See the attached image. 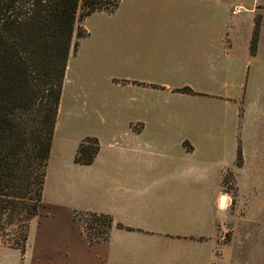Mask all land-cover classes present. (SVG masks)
Here are the masks:
<instances>
[{"label":"crops","instance_id":"0c3cea01","mask_svg":"<svg viewBox=\"0 0 264 264\" xmlns=\"http://www.w3.org/2000/svg\"><path fill=\"white\" fill-rule=\"evenodd\" d=\"M226 5L249 23H223L220 0L96 12L119 21L86 31L84 61L66 66L42 202L24 254L2 264H232L224 179L264 187V102L252 121L242 101L264 96V3ZM85 138L89 165L74 160ZM78 213L109 216L108 239L89 244Z\"/></svg>","mask_w":264,"mask_h":264},{"label":"trees","instance_id":"16d2710c","mask_svg":"<svg viewBox=\"0 0 264 264\" xmlns=\"http://www.w3.org/2000/svg\"><path fill=\"white\" fill-rule=\"evenodd\" d=\"M119 1L0 0V241L21 255L30 221L42 202L68 59L87 35L77 22L96 12L111 14ZM259 23L255 21L252 53ZM98 150L95 138H85L74 160L89 165ZM241 163L239 149L237 165ZM81 214L86 216L90 234L95 232L94 225L98 230L93 235L109 236V216ZM90 234V244L100 241L92 240Z\"/></svg>","mask_w":264,"mask_h":264},{"label":"rangeland","instance_id":"374dc122","mask_svg":"<svg viewBox=\"0 0 264 264\" xmlns=\"http://www.w3.org/2000/svg\"><path fill=\"white\" fill-rule=\"evenodd\" d=\"M220 1L222 8H224L222 12V22H233L234 24L237 23L240 25H247V23H249L250 21V15L242 14L237 15V17H231L232 19H229L230 11L225 9L227 8V3H242L244 6H248V4L250 5L253 1L255 3L259 2V4L264 3V0ZM240 9L242 8L240 7ZM259 18L260 16L256 15V20H258ZM118 19L119 18L116 16L114 17L107 16L105 14L94 13L87 17L84 21L77 22V27L79 29H85V31L87 32L89 30L88 33H90V30L95 26L104 23L118 22ZM91 38H94V36H91ZM90 40L91 39H88L85 36L79 41L80 50L75 55L71 54L69 58L70 60H68L67 70H69V72L78 67L80 62L84 61L87 44ZM242 101L245 111L248 112L250 119H252L253 121L254 110L256 109L257 104L259 105V103L264 102V96L256 95L253 97L251 94L244 95ZM259 106L261 107V104ZM231 177L232 176H227L224 179V183L226 185L224 187L223 207H225L226 205L227 212H231L233 216L231 221L224 223L223 228L220 230L222 242L224 244H229L230 248L233 251L231 258L232 264H264V187L254 188L252 190H238L234 187V178L232 179ZM225 194L228 195V199L225 197ZM78 215L82 214L78 213ZM77 221L76 223L79 227V230L80 232H82L80 227L82 224L78 223ZM85 226L83 225L82 227L84 228ZM95 228L98 230V227L93 225V229ZM96 229L94 233H97ZM87 242L89 243L88 240ZM11 244H13V242H11ZM10 249L12 248L9 247L7 243H3L2 241H0V264L13 260L14 253L13 251H9Z\"/></svg>","mask_w":264,"mask_h":264},{"label":"built area","instance_id":"2783aa9c","mask_svg":"<svg viewBox=\"0 0 264 264\" xmlns=\"http://www.w3.org/2000/svg\"><path fill=\"white\" fill-rule=\"evenodd\" d=\"M78 214H76V221L78 222V223H80V224H82L80 227H81V230H82V234L84 235V237L86 238V240H88V238H89V232L87 231V226H85V224H86V222H85V217L86 216H84L83 214L82 215H78ZM81 217H83V218H81ZM85 226L84 228L82 227V226ZM92 235V236H91ZM90 237H91V239L92 240H100V241H98V242H104V241H106L107 239H108V235H106V234H97V235H93V234H90Z\"/></svg>","mask_w":264,"mask_h":264},{"label":"bare ground","instance_id":"6f19581e","mask_svg":"<svg viewBox=\"0 0 264 264\" xmlns=\"http://www.w3.org/2000/svg\"><path fill=\"white\" fill-rule=\"evenodd\" d=\"M222 202H223V204H224V198H223Z\"/></svg>","mask_w":264,"mask_h":264}]
</instances>
